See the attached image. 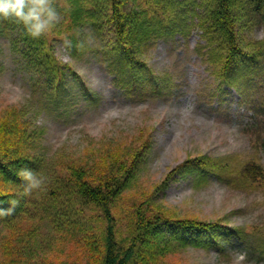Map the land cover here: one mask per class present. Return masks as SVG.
Returning a JSON list of instances; mask_svg holds the SVG:
<instances>
[{"label": "rangeland", "instance_id": "374dc122", "mask_svg": "<svg viewBox=\"0 0 264 264\" xmlns=\"http://www.w3.org/2000/svg\"><path fill=\"white\" fill-rule=\"evenodd\" d=\"M67 15L43 34L55 62L76 75L66 74L61 90H53L46 76L38 79L33 72L30 78L32 71L16 60L8 38L0 35V136L13 110L20 112V132L33 135L20 143L18 135H8L0 152L19 144L16 149L25 156L47 159L45 176L53 173L50 164L61 176L69 175L67 163L84 168L95 186L116 180L123 186L109 205L110 217L101 206L75 197L72 187L58 192L52 204L59 217L73 223L53 231L47 222L28 217L21 236L2 230L0 264H102L109 230L126 250L139 222L167 218L226 223L245 232L247 245L264 248V175H247L258 168L264 172V72L258 78L250 75V87L242 93L226 86L217 74L221 58L207 64L194 51L198 40L204 42L194 26L186 42L178 35L175 43L160 39L142 45L140 58L151 68L159 91L146 86L147 91L135 87L126 94L101 61L113 54L110 24L104 22L99 34L102 48L85 31L81 45L71 51L66 43L78 26ZM243 35L247 46L256 47L264 30L246 27ZM192 163H203L205 171H187ZM1 190L14 189L0 181ZM46 194L30 196L50 203ZM48 214L58 216L51 208ZM82 235L87 238L81 240ZM19 247L20 253L3 252ZM233 250L246 251L250 264H264L259 249L191 244L150 264H230Z\"/></svg>", "mask_w": 264, "mask_h": 264}, {"label": "trees", "instance_id": "16d2710c", "mask_svg": "<svg viewBox=\"0 0 264 264\" xmlns=\"http://www.w3.org/2000/svg\"><path fill=\"white\" fill-rule=\"evenodd\" d=\"M53 4L60 13L61 20H65L68 13L71 21L78 26L77 34L71 36L68 43L65 42L71 51L81 45L80 38L85 36V31L92 33L93 39L102 48L99 34L103 32L104 22L110 24L114 39L111 43L113 54L105 55L101 61L107 72L114 75L112 81H116L126 94H130L135 87L147 91V86L152 93L159 91V84L154 79L151 68L140 58L142 45L157 43L160 39L168 41L177 35L186 40L194 26L199 28L200 37L204 39V42L197 41L194 51L207 64L221 58L222 65L217 74L236 92L242 93L245 86L250 87L253 78H258L264 72V35L255 41L259 43L256 47L247 46L244 35L241 36L246 27L250 31L255 27H262L264 30V0H53ZM0 35L8 38L16 60L29 72L32 71L30 78L34 76L33 72L38 75V79H45L46 76L53 90L63 88L66 74L70 73L76 78L72 70L68 72L64 65L55 62L43 35L39 38L32 37L22 24L12 18L0 19ZM65 88L67 89L66 85ZM142 95L144 94H140ZM19 115L20 112L13 110L6 116L5 126L9 128H3L1 143L8 144V135H18L19 143L20 138L33 137L26 129L20 132L16 127ZM18 145H8L3 149L5 153L2 154L3 150L0 152V181L14 189L10 192L0 191V208L11 207L10 200L18 199L10 215L0 216V238L4 237V233H1L4 229L21 236L22 223L28 217L47 222L53 231L69 227L73 221L59 217L58 208L52 204V201L58 199V192L68 190L69 187H72L75 197L85 203L101 206L106 216L110 217L109 205L121 191L122 181L95 186L88 181V172L81 166L64 163V168L70 174L61 176L56 165L50 164L53 173L47 176L49 179L44 186V191L51 198L50 203L43 202V198L42 201L36 196L21 197L19 193L24 183L21 169L28 168L45 175L47 159L43 155L25 156L16 149ZM194 168L204 170V164L195 163L193 166L192 163V166L188 165L187 171H193ZM258 170L256 174L249 172L247 175H264V172L259 168ZM39 202L42 206L38 205ZM31 208L34 213H31ZM49 208L55 209L58 216L50 218ZM37 229L38 224L30 233ZM244 234L245 232L226 223L205 220L167 218L141 221L138 233L126 250L115 242L112 231H108L102 264H150L166 252L189 244L220 250L227 245H239L249 247L252 252L259 249V257H264V248L259 244L247 245ZM86 238L84 235L80 237L81 240ZM24 247L25 245L23 249ZM15 249L20 253V247L6 248L3 252L8 255L15 252Z\"/></svg>", "mask_w": 264, "mask_h": 264}, {"label": "clouds", "instance_id": "9594fccd", "mask_svg": "<svg viewBox=\"0 0 264 264\" xmlns=\"http://www.w3.org/2000/svg\"><path fill=\"white\" fill-rule=\"evenodd\" d=\"M12 18L24 26L34 38L49 31L58 24L62 17L53 4V0H0V19ZM24 181L21 197L29 196L44 190L48 177L28 168L21 169ZM18 199H11L9 208H0V216L10 215L14 211ZM230 264H250L248 253L243 250H233Z\"/></svg>", "mask_w": 264, "mask_h": 264}]
</instances>
